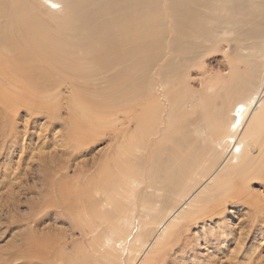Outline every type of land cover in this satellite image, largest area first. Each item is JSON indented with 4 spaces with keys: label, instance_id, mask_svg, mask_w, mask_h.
<instances>
[{
    "label": "bare ground",
    "instance_id": "bare-ground-1",
    "mask_svg": "<svg viewBox=\"0 0 264 264\" xmlns=\"http://www.w3.org/2000/svg\"><path fill=\"white\" fill-rule=\"evenodd\" d=\"M247 37L258 43L234 59L221 48L227 75L192 91L189 72L208 51ZM21 108L26 125L30 114L51 124L71 114L57 142L65 154L106 131L116 141L93 176L68 180L66 170L53 182L91 243L74 248L81 259L63 249L64 264H187L209 222L237 204L249 224L227 264H264V193L253 187L264 189V0H0V131L10 140ZM53 240L30 254L49 260L65 248Z\"/></svg>",
    "mask_w": 264,
    "mask_h": 264
},
{
    "label": "rangeland",
    "instance_id": "rangeland-1",
    "mask_svg": "<svg viewBox=\"0 0 264 264\" xmlns=\"http://www.w3.org/2000/svg\"><path fill=\"white\" fill-rule=\"evenodd\" d=\"M165 12L166 21L169 23L167 18L169 11ZM225 43L208 51L203 57V68H193L189 72L192 91L201 92L204 84L210 79L227 75L230 72L231 67L221 51L222 47L230 48L231 56L234 59L243 53V48H249L252 44L258 43V39L247 37L246 41L234 39ZM241 68L244 69V66ZM66 95H69L68 92ZM28 113V110L20 109L16 126L19 135L13 140L5 137L8 128L5 131H0V264H48L49 261H51L49 264H64L63 256H60L63 249H67L65 253L72 254L74 248H79L81 243H84L87 249L91 243L80 230L74 227L71 218L63 215L62 205H60L62 204L60 187L53 182L65 180L61 176L65 175L66 170L69 171L68 180L76 181L80 172L93 176L97 172L96 167L98 168L104 156L109 152L108 150L114 148L116 141L112 140L114 137L110 131H106L93 142L90 141V145L85 147L82 153L78 154L76 151L74 155L65 154V152H61L57 142L61 139V135L65 136L68 132L67 124L70 127L69 116L71 114L62 112L63 118L56 120L54 124L50 123V115L48 116L47 113L41 114L40 121L38 116L30 114L31 119L26 125ZM119 116L123 121H126L127 118L125 119L124 115ZM3 124L5 122L0 121V129ZM128 124L126 123V126ZM26 126L27 133H25ZM129 126L128 133L134 132L135 124L131 123ZM56 151L57 155L55 156ZM49 154H53L51 159L46 157ZM55 169L57 170L56 179L52 177ZM253 187L257 193H264L263 186L259 183H253ZM237 208L240 210L237 211ZM70 210L77 211V208L72 207ZM228 210L233 213L231 212L230 219L226 222L219 225L216 218L214 219L216 225L210 224L211 221L208 224V237L205 242L209 241V244L212 243L213 246L204 244V240L199 246L195 243L192 251L188 252L191 259H188L187 264H215L214 259H218V257L227 264L229 257L234 256L233 252L238 251L237 243L240 236H246L249 209L237 204L229 207ZM137 230L136 226L135 230L129 234V243L138 233ZM194 232L200 234L201 230L194 229ZM43 236H45L44 239ZM53 238L54 240L58 239V242H61L62 239L63 244L60 245L65 248L58 247L55 253L51 252L49 260L30 254V248L35 245L38 239L50 241ZM254 243V236L246 240L249 249L253 247ZM260 243L263 244L262 241ZM212 248L219 250L215 251L217 258H213ZM87 249L86 252H88ZM262 253L264 255V246ZM193 255H196L195 259ZM70 256L73 257L72 259H81V257H75L74 254ZM168 259L173 258L170 256ZM237 263L244 264L242 255L239 256Z\"/></svg>",
    "mask_w": 264,
    "mask_h": 264
}]
</instances>
